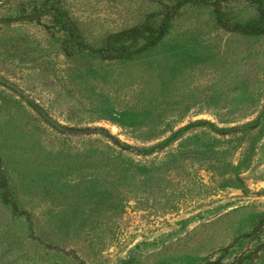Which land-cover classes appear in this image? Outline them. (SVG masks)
Segmentation results:
<instances>
[{"label": "rangeland", "instance_id": "rangeland-1", "mask_svg": "<svg viewBox=\"0 0 264 264\" xmlns=\"http://www.w3.org/2000/svg\"><path fill=\"white\" fill-rule=\"evenodd\" d=\"M0 157V264H264V0H0Z\"/></svg>", "mask_w": 264, "mask_h": 264}, {"label": "trees", "instance_id": "trees-1", "mask_svg": "<svg viewBox=\"0 0 264 264\" xmlns=\"http://www.w3.org/2000/svg\"><path fill=\"white\" fill-rule=\"evenodd\" d=\"M216 11L219 12L218 7L216 8ZM218 24L223 27L224 29L231 31V32H239V33H243V34H257L261 31L260 28H258L256 25H253L251 23L245 24V25H231L229 24L222 16L218 17ZM137 32H138V28H130V29H126L123 30L119 33H117L115 35V39L117 40H121V39H125V38H135L137 37ZM163 33V29H160L159 34ZM93 50L94 52H102L105 49H90ZM0 175L2 177V179L0 180V187L3 190V194H2V202L5 204H8L12 211L14 213H16V215H24L25 218L28 221H31V217L30 214L27 211H20L18 209V206L16 204V202L10 197L9 191L6 189V183L4 180V175H3V171H2V159L0 157ZM29 229L31 231H33V226L30 224ZM72 255L73 258L79 260V256L75 253V252H71L70 253Z\"/></svg>", "mask_w": 264, "mask_h": 264}]
</instances>
